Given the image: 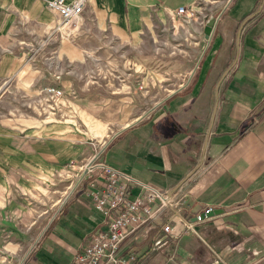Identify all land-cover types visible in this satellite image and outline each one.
<instances>
[{
  "label": "crops",
  "instance_id": "crops-1",
  "mask_svg": "<svg viewBox=\"0 0 264 264\" xmlns=\"http://www.w3.org/2000/svg\"><path fill=\"white\" fill-rule=\"evenodd\" d=\"M180 6L197 11L186 25ZM163 26L190 49L150 47ZM91 54L137 66L126 96L69 94L85 73L49 69ZM51 85L64 91L56 110ZM92 160L131 176L134 195L148 185L178 202L122 241L134 264H264V0H86L65 26L43 0H0V264L27 250L24 264H72L106 230Z\"/></svg>",
  "mask_w": 264,
  "mask_h": 264
},
{
  "label": "built area",
  "instance_id": "built-area-1",
  "mask_svg": "<svg viewBox=\"0 0 264 264\" xmlns=\"http://www.w3.org/2000/svg\"><path fill=\"white\" fill-rule=\"evenodd\" d=\"M43 3L58 15L65 26L80 18L86 0H43ZM196 12L193 6H180L175 14L181 16V23L186 25L193 21ZM139 87L142 89V86ZM63 92V89L56 85L47 86L42 90L52 110H56L59 100L64 96ZM95 169L99 171L104 186L100 191L92 189L89 195L95 201V209L107 220V228L92 236L90 243L73 256L72 264H134L133 253L128 257L121 254L122 241L131 232L157 219L164 208H172L178 202L174 201L171 193L159 192L148 185H142V195H134L130 185L132 177L100 160L85 163L83 171ZM156 200H159V203L151 206ZM212 210L208 206L205 211L195 215L194 222L185 220L186 230L194 231V223L204 220ZM162 225L163 231L170 234L172 228L169 222L166 220ZM29 252L30 250H27L7 264H24Z\"/></svg>",
  "mask_w": 264,
  "mask_h": 264
},
{
  "label": "rangeland",
  "instance_id": "rangeland-1",
  "mask_svg": "<svg viewBox=\"0 0 264 264\" xmlns=\"http://www.w3.org/2000/svg\"><path fill=\"white\" fill-rule=\"evenodd\" d=\"M153 30L155 31L156 39L159 41L157 42L155 40L156 43H153V38L151 39V36H149L150 37L149 46L150 47L153 46V48L158 47L160 49L159 54H167L171 52L173 48H183L185 50L186 48L190 49L187 43L183 41L179 42L178 39L172 35V31L171 32L167 31L166 26H163L161 28L156 27L153 28ZM177 53L178 52H176V54H173L170 57V60H173L172 58L179 59L178 56L180 55V53H178L179 55ZM84 60L86 64L82 65L81 67L75 65L73 66L69 64L63 66L62 65L63 63H61L55 57L51 60V67L49 69L51 70V72L54 71L52 75L57 80H61V79L73 80L75 79L74 75L78 74V71L80 73L82 72L85 73L84 78L83 77L82 79L77 78L78 81L71 80L72 87L67 89L69 94L75 95V93H77L78 95L79 93H82L87 89L98 88L100 90L102 89L108 91L110 94H112L111 93L112 91H116L126 96L125 94L127 93L126 91L129 85V78L126 76L125 72H127V70H130L131 73L132 70L137 69V66L132 64V62H130V65H128V63H124L120 61H112V62H110V60L95 61L93 54H91V56H87ZM119 72H121V74H118ZM136 79L137 77L134 78L131 77V87H132V83L134 84V80ZM67 83L69 84V82ZM135 84L137 83L135 82ZM172 86H169L168 88H172ZM141 107L142 106L138 105V110L133 113V118L140 115L141 112L144 110V108L140 109ZM70 174L68 173V175Z\"/></svg>",
  "mask_w": 264,
  "mask_h": 264
},
{
  "label": "water",
  "instance_id": "water-1",
  "mask_svg": "<svg viewBox=\"0 0 264 264\" xmlns=\"http://www.w3.org/2000/svg\"><path fill=\"white\" fill-rule=\"evenodd\" d=\"M215 22H216V17H211L207 20L203 30H204V34H205V37L208 38L212 31H213V27L215 25ZM92 162V161H91ZM86 171V170H85Z\"/></svg>",
  "mask_w": 264,
  "mask_h": 264
}]
</instances>
